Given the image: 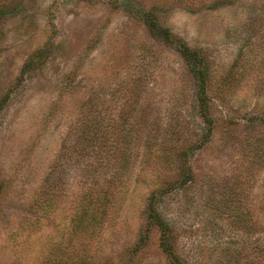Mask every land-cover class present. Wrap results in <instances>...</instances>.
Segmentation results:
<instances>
[{"label": "rangeland", "instance_id": "obj_1", "mask_svg": "<svg viewBox=\"0 0 264 264\" xmlns=\"http://www.w3.org/2000/svg\"><path fill=\"white\" fill-rule=\"evenodd\" d=\"M112 171L54 263L170 264L155 192L186 264H264V0H0V264H54Z\"/></svg>", "mask_w": 264, "mask_h": 264}, {"label": "trees", "instance_id": "obj_2", "mask_svg": "<svg viewBox=\"0 0 264 264\" xmlns=\"http://www.w3.org/2000/svg\"><path fill=\"white\" fill-rule=\"evenodd\" d=\"M183 56L188 59L193 66H195L198 61V55L196 54V51H192V49L185 48L182 50ZM195 71L199 72V69L197 66L195 67ZM207 133H210V129H208ZM100 141H92L91 144H99ZM115 144L118 145V150H120L121 155L117 157V160H120V168L124 166L127 163L128 157H127V149L128 145H125L126 142L122 141V138L119 137L115 141H113ZM192 148H188L183 152V154H188L189 151H191ZM109 162L112 163V160L109 159ZM119 168V169H120ZM191 174V170L183 172L182 181H186L188 177ZM126 176L124 171H112V173L109 175L108 179L103 178L102 181H92L88 184L86 190L81 194L79 199V210L74 213V215L70 219V224L67 228V236H65L63 239L57 241L54 243V245L51 247V260L52 263L56 262V260L60 259L57 257L58 255L67 253V256L69 258H72L76 255L74 251L71 250V248L74 247V242L77 240L79 233L91 230L95 226H97L100 222L102 224V219L107 217V205L109 204V199L107 200V203H104V207L100 206L98 204L97 196L95 195L98 191L107 193L109 185H116L120 187L121 180L124 179ZM107 197V196H106ZM108 198V197H107ZM105 200V201H106ZM158 201V197L156 196V193L153 192L150 195V202L153 207V218L152 222L157 225V227L160 229L162 235H161V246L163 251L166 253L169 263L170 264H186L180 255V253L177 252L174 245L170 242V235H171V226L167 223V221L162 217L161 213L154 207V204L156 206V202ZM40 207L44 211H50L52 208V198L49 196V198L46 199L45 202H40ZM97 206L99 208H97ZM66 232V230H65ZM68 248V249H66ZM57 264V263H54Z\"/></svg>", "mask_w": 264, "mask_h": 264}]
</instances>
